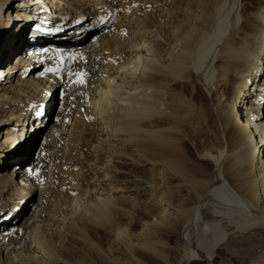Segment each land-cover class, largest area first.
<instances>
[{
    "label": "bare ground",
    "instance_id": "1",
    "mask_svg": "<svg viewBox=\"0 0 264 264\" xmlns=\"http://www.w3.org/2000/svg\"><path fill=\"white\" fill-rule=\"evenodd\" d=\"M261 69L264 0H0V264H170L172 238L184 264H264ZM118 161L134 196L99 192ZM28 189L42 193L20 221ZM120 203L146 218L139 231L104 228ZM98 227L103 249L87 235Z\"/></svg>",
    "mask_w": 264,
    "mask_h": 264
},
{
    "label": "rangeland",
    "instance_id": "2",
    "mask_svg": "<svg viewBox=\"0 0 264 264\" xmlns=\"http://www.w3.org/2000/svg\"><path fill=\"white\" fill-rule=\"evenodd\" d=\"M38 2H40V1H38ZM56 13H57V15L59 16V17H61V15L60 14H58V12H57V10L55 11ZM24 16H26V15H24ZM65 16H66V14H65ZM63 17V16H62ZM106 17V16H105ZM68 18V17H67ZM75 18V17H74ZM76 20H88V21H90L89 23H91L93 20H91V19H88V18H86V16H83V13H81V15H79V14H77V16H76ZM83 18V19H82ZM107 19H105V22H107L106 21ZM115 21H117V18L116 19H114V20H112V21H110V23L112 24V26L115 24ZM111 26V25H110ZM101 30H103V28H101L100 30H99V32L101 31ZM17 53H15V55H16ZM13 61H14V59H13V56L10 58V60L8 61V64H11V63H13ZM35 72V71H34ZM260 72H263L264 73V70L263 69H261L260 70ZM32 74H33V72H32ZM33 75H35V73L33 74ZM12 78V77H11ZM13 78H16L15 77V75L13 76ZM20 80H17V82H19ZM16 82V79H14L13 80V83H15ZM60 94V87L56 90V92H54L53 93V95H54V102L56 103V101H57V98H58V96H60L59 94ZM42 103V102H41ZM40 103V104H41ZM247 103H248V101H247V99L245 100V101H242L241 103H240V110L245 106V105H247ZM36 104H38V101L36 102ZM242 107V108H241ZM56 112V110L54 109V110H52V113H55ZM263 115V116H262ZM24 116H25V114H23V110L21 111V113H20V122H17V120L18 119H16V118H19V117H14V119H13V123H12V125H14V126H12L13 128L12 129H10V126H9V129H10V131L6 134V136L5 137H3V139H2V141L4 140V143H3V145H2V150L4 151L3 153L4 154H10L16 147H17V145H20V141L19 140H21V139H19V138H21V137H19V133H20V131H21V128H20V124H21V122L23 121V118H24ZM260 116L263 118L264 117V106H262L261 105V107H260ZM12 117V116H11ZM7 123V122H6ZM7 124H10V123H7ZM7 124H2L3 126L2 127H0V130L2 129V128H4ZM50 126H51V123L48 125V126H46V127H44V128H42L41 129V136L50 128ZM56 128V129H55ZM55 129V130H54ZM53 130V131H52ZM51 130V133L53 134L54 133V131L55 132H58L59 130L57 129V126H54L53 127V129ZM22 132V131H21ZM62 133H63V130H62ZM137 138H139L140 140H143L144 142H146V138H147V135L146 134H144V133H142V132H140V133H138L137 135ZM5 138V139H4ZM38 142H39V140H38ZM37 142L35 143V145H34V148H32L31 149V152L29 151V157H32V155H35L36 153H37ZM79 144H81V143H79ZM116 147L118 148L119 147V149H122V147L120 148V146H118V143H116ZM123 150V149H122ZM77 151H78V148H77V150H75V151H73V152H71V154L74 156V157H72L73 158V162L75 163V164H78L77 162L78 161H80V159H81V157H82V155H76V153H77ZM124 152H126V153H129L133 158H134V160L136 161V163H139V160H137V158L133 155V153L132 152H130V150H128L126 147H125V150H123ZM75 155L76 156H78V157H75ZM98 162H101V160H102V157H99V158H97L96 159ZM72 163V162H71ZM71 163H69V164H71ZM74 164V165H75ZM114 164H115V166H116V168H117V173L115 174V176H110V175H106V176H108V177H103L102 179H103V181L101 182V183H99V185H98V188L100 189V191L99 192H101V193H106V194H114V195H117V196H119L120 194H126V195H130V196H134L133 194H132V192L131 191H124V189H122L121 188V185H123V186H125V187H131L132 185H133V182L132 181H130V182H125L124 180H122V181H124L125 182V184H122V183H124V182H120V181H118V177L120 178L121 177V175H123L122 174V172L123 171H120L121 169H124L126 166H129V165H124V164H122V163H120L119 161L117 162V163H115L114 162ZM12 165L13 164H10V168L12 167ZM72 165V164H71ZM71 165H68V166H71ZM131 167V166H130ZM134 167V169H133V171H137V172H139V173H141L142 175H147V177H148V179L150 180V181H156V179H155V177H156V175H154V176H151L154 172H157V168H154V169H148L147 168V166H144V167H140V166H137V165H134L133 166ZM119 169V170H118ZM9 170V169H8ZM10 171H11V169H10ZM68 172H73V170L72 169H70L69 168V170H67ZM104 178H107V179H104ZM79 181H80V179H78ZM78 181V182H79ZM19 183H21V184H23V181L22 182H20V181H18ZM69 181H67V183H68ZM80 183H81V181H80ZM28 190H32V189H28ZM78 190H79V187H78ZM129 190V189H128ZM42 193V189H33L31 192H29V193H27L26 195H25V197H24V199H22L20 202H26V201H28V202H30V204H29V208L22 214L23 216L20 218V221L22 220V219H24L25 217H27L29 214H30V212L32 211V209H35V208H37V205H38V201H39V197H40V194ZM61 194L60 195H58V198H60V199H62V201H66L67 200V198H68V196L69 195H71V194H69V191L68 190H64L63 192H60ZM130 193V194H129ZM137 198H144V197H137ZM121 204V205H120ZM120 204H118V208L115 210V211H113L114 213V216L112 217V221H110L109 222V224H103V226L105 225V226H107V227H109V226H112V225H114V224H116V223H118V221H120V222H123V223H128L129 224V227H130V229L133 231H139L141 228H142V225H143V223H145L146 222V218H144V217H142L141 215H137V214H135V213H132L131 212V209L127 206V205H123V203H120ZM1 206V205H0ZM125 210V211H124ZM128 210V211H127ZM129 212V213H128ZM50 213L51 214H54V215H56L54 212H52V210L50 211ZM112 214V215H113ZM51 223L53 224V222L51 221ZM112 224V225H111ZM104 226V228H106ZM1 228L2 227H0V231H1ZM104 228L103 227H98L97 229H95V230H92V229H89L88 231H87V235H88V237L90 238V241H92L94 244H96V245H98V247H100V248H106V243H105V238L104 237H106V234H105V230H104ZM239 240L240 239H238V238H229L228 240H227V242H228V246H231V245H233V244H235V243H238L239 242ZM169 244H170V246H172V247H175L176 248V250H169V251H167V254H169V259L171 260V261H167V262H172V263H170V264H184V262H179V260H180V257H181V248H182V241L181 240H177V239H175V238H172L171 240H170V242H169ZM102 248V249H103ZM218 253H219V255H221V256H228L227 255V252H226V250L224 249V248H222V249H220L219 251H218ZM150 264H169V263H166L165 261L164 262H162V261H153V262H150ZM195 264H238V262L237 261H235L234 259H230V258H228V260L226 261V262H224V263H220V262H215V263H213V262H207V261H201V262H197V263H195Z\"/></svg>",
    "mask_w": 264,
    "mask_h": 264
}]
</instances>
